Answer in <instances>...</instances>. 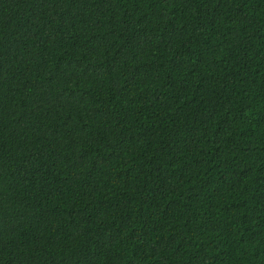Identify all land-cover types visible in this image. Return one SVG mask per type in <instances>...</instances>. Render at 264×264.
I'll return each mask as SVG.
<instances>
[{"label":"trees","instance_id":"1","mask_svg":"<svg viewBox=\"0 0 264 264\" xmlns=\"http://www.w3.org/2000/svg\"><path fill=\"white\" fill-rule=\"evenodd\" d=\"M0 264H264V0H0Z\"/></svg>","mask_w":264,"mask_h":264}]
</instances>
